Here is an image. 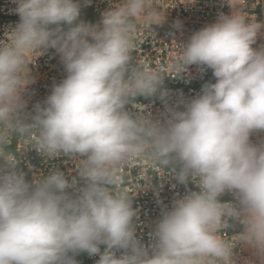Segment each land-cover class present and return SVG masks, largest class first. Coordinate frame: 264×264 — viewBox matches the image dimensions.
<instances>
[{"label":"clouds","instance_id":"clouds-1","mask_svg":"<svg viewBox=\"0 0 264 264\" xmlns=\"http://www.w3.org/2000/svg\"><path fill=\"white\" fill-rule=\"evenodd\" d=\"M226 2L239 10L174 43L166 73L132 55L140 29L151 35L165 22L160 0H120L98 25L80 21L81 0H13L20 22L0 41V264H76L70 254L81 252L99 255L97 264H234L237 242L264 256V143L251 141L264 131V48L252 47L262 25L245 0ZM49 49L66 77L27 112L29 65ZM192 65L211 69L215 83L170 106L165 78ZM157 95L161 118L133 103ZM14 138L48 158H73L76 176L54 169L27 181L9 151ZM139 159L199 189L162 211L150 246L120 187L122 169ZM227 192L236 204L221 202ZM226 218L243 232L223 237Z\"/></svg>","mask_w":264,"mask_h":264},{"label":"built area","instance_id":"built-area-1","mask_svg":"<svg viewBox=\"0 0 264 264\" xmlns=\"http://www.w3.org/2000/svg\"><path fill=\"white\" fill-rule=\"evenodd\" d=\"M119 2L120 0H90V3H85V0H81V7L88 16L83 22L100 24L103 13L114 8ZM245 3L244 12L249 17H255V22L262 25L256 42L252 45L254 49L260 50L264 48V0H245ZM16 7L13 0H0V41L6 40L7 34L20 22L19 15L14 11ZM160 7L165 12V22L154 26L151 35L141 28L140 47L132 55L134 62L145 58L166 73L174 43L177 46L186 44L192 34L217 22L221 14L230 16L239 10V7L234 9L226 0H195V3H185V0H160ZM177 22L181 25L179 28L175 26ZM29 68L34 82L28 86L24 99L27 102L26 111L32 112L37 103L43 104L51 94L53 85L66 77V71L55 49L47 50L34 64H30ZM209 82L215 83L212 70H201L200 67L192 65L189 66L187 74L181 77H166L163 88L169 93V105L175 106L181 96L185 99L196 97ZM133 103L144 106L142 114L151 115L153 118H161L165 111L164 102L159 95L137 97ZM128 108L132 112L140 111L133 105ZM251 141L254 144L264 143V131L254 132ZM9 151L17 157L18 170L25 173L29 182L47 175L54 169L65 172L70 181L76 176V161L63 154L54 159L48 158L30 144L20 142L18 138L13 139ZM164 171L166 175L161 177L146 159H139L134 165L122 169L123 183L120 187L132 197V206L137 212L136 235L145 246L152 244V233L162 216V211L165 208L171 209L176 199L199 190L191 180L186 185L180 184L169 169ZM147 176H150L149 181H145ZM220 200L222 203H237L235 196L230 192L221 196ZM226 224L227 226L221 229L223 237L230 239L244 230L239 220L226 218ZM100 247L103 252L106 246ZM70 255L74 256L76 264H97L100 258L99 255L90 256L87 252ZM232 259L234 264H264V256L260 255L257 249L240 242H237L233 249Z\"/></svg>","mask_w":264,"mask_h":264},{"label":"trees","instance_id":"trees-1","mask_svg":"<svg viewBox=\"0 0 264 264\" xmlns=\"http://www.w3.org/2000/svg\"><path fill=\"white\" fill-rule=\"evenodd\" d=\"M88 16L86 15V12L81 7V15H80V21H84Z\"/></svg>","mask_w":264,"mask_h":264}]
</instances>
